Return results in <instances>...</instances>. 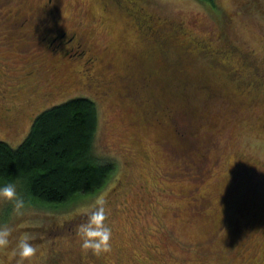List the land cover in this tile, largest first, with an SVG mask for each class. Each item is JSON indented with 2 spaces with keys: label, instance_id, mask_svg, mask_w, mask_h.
Segmentation results:
<instances>
[{
  "label": "rangeland",
  "instance_id": "1",
  "mask_svg": "<svg viewBox=\"0 0 264 264\" xmlns=\"http://www.w3.org/2000/svg\"><path fill=\"white\" fill-rule=\"evenodd\" d=\"M23 1L17 0V5L23 7ZM145 1L150 15L154 19L159 16L166 26H141L153 46L163 44L161 59L146 52V39L141 44V38L136 37L140 25L127 26L115 0H99L102 5L95 0H53L52 9L58 28L82 20L87 26V40H94L96 48L100 42H113L109 50L94 51L100 58L97 65L101 70L97 73L105 84V69L109 73L116 70L109 67L110 62L121 66L120 72L125 75L128 70L124 66L142 55L147 59L142 58L138 66L156 76L151 85L156 95L170 90L178 97L173 102L165 99L155 103L160 111L154 112L141 104V85L132 83L129 87L123 79L117 85L112 83L114 88L108 83L109 100L104 92L100 95L97 84L87 93L83 86L90 82L91 67L78 62L70 70L68 90L63 92L62 87L54 101L38 99L16 129L0 125V141L16 149L40 112L73 98H87L98 106L93 155L111 161L114 173L104 190L81 196L61 210L28 204L24 216L18 217L11 203L0 200V224L7 223L14 229L13 242L24 232L35 237L33 243L40 247L31 264H264V111L258 102L249 104L241 93L243 88L237 90L240 85L235 84L264 82V0H213V4L197 0ZM46 2L38 0V6ZM104 3L112 6L107 22L110 30L92 22V12L101 15ZM48 24L47 16L24 28L28 30L26 36L19 35L26 37L21 42L22 52L34 54L29 36L40 29L45 31ZM20 26L22 23L9 27ZM9 27L4 28L9 33L6 39L12 37ZM244 51L249 56H244ZM222 55H230L233 60L227 71L238 69L234 59L239 61L241 70L232 72V78H220L224 68L219 71L222 60L218 56ZM25 59H11L0 50V74L7 73L11 79L21 77ZM244 70L252 75L243 76ZM205 74L210 78L204 79ZM41 76L40 90L54 89L53 85L62 82L60 75ZM222 81L224 84L218 83ZM202 82L209 90L200 85ZM211 90L219 94L214 101H222L224 107L219 101L217 105L209 103L213 101L203 93ZM130 114L132 118L125 123ZM157 114H162L161 118ZM200 171L203 180L201 177L197 182L193 178ZM102 193L107 194L112 250L96 256L81 248L75 228ZM21 195L28 201L23 192ZM191 197L210 200L211 206L198 210L189 201ZM149 242L157 249L147 245ZM0 264H19V257L12 255L11 248L0 251Z\"/></svg>",
  "mask_w": 264,
  "mask_h": 264
},
{
  "label": "trees",
  "instance_id": "2",
  "mask_svg": "<svg viewBox=\"0 0 264 264\" xmlns=\"http://www.w3.org/2000/svg\"><path fill=\"white\" fill-rule=\"evenodd\" d=\"M16 1L17 0H0V9L2 8V10H0V25L4 24V26L0 28V50L14 60L20 56H25L26 58L24 61V65L26 66L22 70L21 77L11 79L7 73L0 74V125H5L7 127H11L9 124V119L12 115L10 112H8L7 108H10L11 110L15 108L17 110V108L20 107L19 109L24 110L23 112L26 117L27 111L29 109L24 102L25 99H33V97H37L40 94H48L51 96L45 97L44 99L50 98V101L57 100V96L61 94L60 92L62 91V87L63 92L68 90V84L70 83L71 77L70 70H74L75 65H78V63L71 64L67 58H62L60 54L51 53L50 49H46V44L38 39L43 34H46L43 29H40L35 36H29L31 40H33L31 42V47H34V54L29 55L25 54L27 51L22 52L23 46L21 45V42L26 41V37L21 38L19 35L22 34L26 36L28 30L25 29L28 24H34L41 21V15L39 14V11H42L41 7L44 4L38 6V0H24L22 2L23 7H21L17 5ZM95 1L100 5L103 3H100L98 0ZM115 1V4L119 3V9L122 11V15L125 20H127L126 24L129 27H132V25H135L136 27H138L137 25H140L139 27L146 25L147 21H144L143 18L148 19L150 16H152L150 15V11L147 9L148 5L145 0ZM197 1L201 3L204 2L213 4V0ZM110 5L108 4V6ZM110 7L112 9V6ZM4 9H6V11ZM7 11H11L13 14L6 16L5 13ZM262 11L264 13V9ZM158 17L156 19L153 17L155 24L150 25L149 23L150 28L159 29L166 27L164 22L160 19V17ZM19 23H22V26L17 27L19 31H17L16 27L14 29L9 27ZM47 26L51 29L50 31H53L51 24H48ZM146 26L145 28H148ZM7 27H9V31L12 34L10 39H6V36H8L9 33H7L4 28ZM143 29L144 28L141 27L139 33L136 36L141 38V44L145 41L144 39H146ZM15 31L18 33L14 36L13 34H15ZM176 31L177 28L175 29V32ZM91 32L92 31L90 30V33ZM40 33L43 34L40 35ZM52 34H54V32ZM146 43H144L147 49L146 52H150L151 57L154 55L155 59H161L160 55L162 56L163 44L153 46L147 39ZM182 43H184V41H182ZM190 43L191 42L188 41V44ZM90 44H93V41ZM193 48L194 46H192L189 51H192L191 49ZM16 52L20 53L21 55L17 54ZM243 54L244 56H249L250 53L244 51ZM218 57H220L222 60V67L218 68L219 71L221 72L224 68L220 78L229 77L232 72L236 71L238 73V71L241 70L237 58L234 59V61H237L236 67L238 69L227 71V68H230L228 65H230L231 61H233L230 58V55H222ZM86 58V56L83 57L81 61L79 60V62L83 64V60H86ZM142 58L147 59L142 55H139L137 58L134 57L135 61L132 62L130 60L131 63H129L127 66H124V69L128 70L125 75H122V72H120L121 66L120 68H117V65H115L113 62V64H111L110 62L109 67H113V69L116 70L112 72L110 71L109 73L107 69H105V78L111 85L112 83H116V85L119 84L120 80L122 79L125 81V83L128 82L127 86L129 85V87H133L132 83H136L138 85L140 84L144 93V101L141 102V104L144 105V109H152L154 112L155 110L160 111V107H157V104L155 103H160L163 100L165 101V99L167 102H173V99L178 97V94L167 90V92L161 91L159 92V95H156L155 91H153L155 88L152 87L154 85L152 80L156 79V76L152 74V71L148 72L145 70H140L138 65L144 61ZM108 59L110 60L111 58ZM99 65H85V68L91 67L89 69V76H91V78H88L90 82L85 83L83 87H85L84 90H89L87 91L88 93L92 92L91 85L94 86L97 84L100 90V95H102L104 92L103 96H107L109 100V96L106 95L109 84H105L100 79L101 77L97 73L101 70ZM134 68H137V71H135ZM210 70H212L211 66ZM3 71L5 72V70ZM130 71L132 73H130ZM40 73H46V75L49 73L51 75H60L62 77V82L61 84L53 85L54 89L40 90V88H42L40 87V78L42 77V74ZM242 75L249 77L252 75V73L244 70L242 71ZM203 78L209 79L210 76L205 74L203 75ZM210 80L213 81L212 79ZM73 81L75 82L76 80ZM174 83H176V81H174ZM218 83L224 84L223 81ZM262 83L264 82L255 81L254 84L251 85V82H248L247 85L243 84V86H241L240 82L236 83L235 81V84L238 87L240 85L237 90H242V87L243 91H245V93L243 91L241 92L244 94V99L246 98L249 104H251L250 101L252 103L258 102L261 105V110L264 111V84ZM177 85L178 84L175 85V88ZM200 85H202L204 89H208V85L206 83L202 82ZM112 87L114 88L115 86L112 85ZM211 87L214 86L211 85ZM92 94L100 99L103 98L98 96L96 93ZM203 94L208 96V99L214 102L209 103L217 105L219 102H221V105L224 107L222 101L218 100L219 102H215L217 99L215 95L219 94H214L213 91L212 93L204 92ZM111 97H113V95H110V98ZM95 105L96 103L94 104L90 99L87 98H73L62 102V104L51 106V108L40 112L39 115L32 119L29 133L18 148L13 149L10 147V145L0 141V186L10 182L15 183L17 185L18 192H23L28 198V201H26L27 205H37L43 208L46 207L48 209H53L54 211L65 208L67 205H70V203L77 200V198L88 197V195L93 194L96 195V193L98 194L99 191H102V189L104 190L108 185L107 182L109 181L111 175L114 173L115 167L111 161L104 162L97 159L93 155V146L95 143L99 122L97 109L98 106ZM158 114L157 116H160L159 118H161L162 114ZM25 117H23L21 121H23ZM131 118L132 116L130 114L129 119H125L124 122L128 123ZM159 118H157V120ZM13 128L16 129L17 126ZM200 172L193 178V180L198 182V179L201 177V180H203V172ZM208 174L209 172L205 176ZM189 201L198 210L202 208H209V206H211V201L207 199L198 200L195 197H191ZM173 214L175 217H177L175 213ZM170 235L174 236V234L171 232ZM147 245H149L151 248H156V245H153L150 242L147 243Z\"/></svg>",
  "mask_w": 264,
  "mask_h": 264
},
{
  "label": "clouds",
  "instance_id": "3",
  "mask_svg": "<svg viewBox=\"0 0 264 264\" xmlns=\"http://www.w3.org/2000/svg\"><path fill=\"white\" fill-rule=\"evenodd\" d=\"M106 193L99 194L93 205L84 213L83 222L79 223L75 232L80 239L81 248L93 255L99 256L109 253L112 250L113 233L108 220V209L106 207ZM0 200L11 203L13 213L23 217L27 207L26 201L18 192L15 183H6L0 186ZM14 229L7 223L0 224V251L12 249V255L19 257V264H31L37 256L39 245L33 243L35 237L28 232L22 233L13 242ZM14 244V246H13Z\"/></svg>",
  "mask_w": 264,
  "mask_h": 264
},
{
  "label": "flooded vegetation",
  "instance_id": "4",
  "mask_svg": "<svg viewBox=\"0 0 264 264\" xmlns=\"http://www.w3.org/2000/svg\"><path fill=\"white\" fill-rule=\"evenodd\" d=\"M54 6H52V0H47V2L44 3V5L41 7L42 11L41 12L39 11V14L41 15V20H43L47 16L49 17L50 24L52 25L54 34L56 33L55 35H53L51 33L52 31H50L51 29L48 28L45 30L46 34H43L42 36L38 38L46 44V49H50L51 53L60 54L62 58H67L71 64L78 63L79 60L81 61L82 58L85 56L87 58L86 60H83L84 65H95L97 63H100L99 62L100 58L96 57V54L94 51L102 49L101 51L104 52L106 50H109L110 45H114L113 42H110V43L100 42L101 46L98 48H96L94 44H90L89 40H87V37H86L85 29L87 28V26L83 24L82 20H79V22L75 23L74 26L64 28V27H60L59 25V28H58L57 20L55 16L53 15L52 8H55ZM103 6L104 7L101 13L102 15H98L97 17L92 12V15H91L93 18L92 22L97 27L110 30L109 26L107 25V22L110 19L108 16L111 13V7L108 6L107 3H104ZM43 12L45 13L42 14ZM81 15L82 13L80 14V16ZM143 20L147 21L148 23L147 27H149V23L150 25L155 24L152 16H150L148 19L143 18ZM118 53L120 55L122 54V52H118ZM49 96L51 95L40 94L37 97H33V99L31 98L27 100L25 99L24 102L29 108V107L35 106V104L39 102L38 100L39 98H45ZM19 108L20 107H18L17 110L15 108H13L12 110L10 108H7L8 112L12 114L9 119L10 120L9 124L11 127H16V126L18 127L19 123L21 122V119L25 117L24 112H23L24 110L19 109Z\"/></svg>",
  "mask_w": 264,
  "mask_h": 264
}]
</instances>
